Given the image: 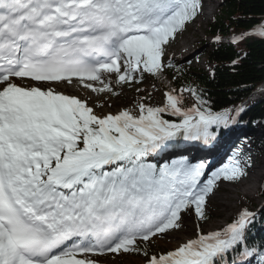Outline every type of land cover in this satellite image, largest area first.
<instances>
[{
    "label": "snow or ice",
    "instance_id": "1",
    "mask_svg": "<svg viewBox=\"0 0 264 264\" xmlns=\"http://www.w3.org/2000/svg\"><path fill=\"white\" fill-rule=\"evenodd\" d=\"M205 3L0 0V264H264V240L251 238L257 211L204 227L212 198L256 163L247 143L214 170L188 154L211 153L246 111H214L198 85L173 86L200 60L193 49L178 61L174 46ZM228 39L236 48L264 41V19ZM246 56L237 53L234 71ZM148 78L167 88L163 106L151 93L116 112L96 103L125 86L143 92ZM193 216L194 236L179 240Z\"/></svg>",
    "mask_w": 264,
    "mask_h": 264
},
{
    "label": "trees",
    "instance_id": "2",
    "mask_svg": "<svg viewBox=\"0 0 264 264\" xmlns=\"http://www.w3.org/2000/svg\"><path fill=\"white\" fill-rule=\"evenodd\" d=\"M218 13L209 27L210 36L217 33L226 36L233 30L240 32L261 21L264 19V0H222ZM238 52L241 55L246 52L247 56L234 71L231 62ZM209 62L216 70L214 78L210 77L207 71L193 69L187 80L174 81L173 85L182 87L189 82L198 85L204 90L205 98L210 99L214 111L235 107L245 101L264 82V41L254 40L242 45L241 48L213 45L208 54V66H210ZM192 101L195 103L194 98ZM240 118L243 121L241 125H247L249 128L257 123L264 125V95L249 104ZM259 144L264 145V139L259 140ZM260 196L264 199V180L261 184ZM262 222H264V211L257 216L252 230ZM256 240L263 239L257 237Z\"/></svg>",
    "mask_w": 264,
    "mask_h": 264
},
{
    "label": "rangeland",
    "instance_id": "3",
    "mask_svg": "<svg viewBox=\"0 0 264 264\" xmlns=\"http://www.w3.org/2000/svg\"><path fill=\"white\" fill-rule=\"evenodd\" d=\"M214 3L213 5H210L213 8V12H211L212 18L214 15L219 14L218 10H219V6L222 3V0H210V2H208V5ZM205 3V10L208 12V15L210 14V11H212V9L210 7L206 8L208 6ZM214 15H213V14ZM205 14L203 17H201L199 19V22L197 25H193L192 30H190L175 46H174V51H175V55L178 61L183 62V57L187 56L189 52H191L193 49H199L201 50L202 54L200 56V60L198 63H195L194 65V70H200V69H205L206 68V59H207V55L208 53L211 51V45L209 43H207L208 40H210V38H208V27L211 24L212 18L209 19L207 16V19H204ZM183 39H186L190 42V44L188 46L185 47H181V45L183 44ZM193 43V44H192ZM184 48L188 49V52L184 51ZM155 85V87H154ZM139 87H141L144 91L141 92L140 94H138L137 92L135 93V89H127L124 88L123 91L121 92V95L119 97H103V98H95L96 99V103H103L105 100H107V103L111 104V107H105V109L107 111H118L116 106L119 107H124V108H134L135 105L139 102V97L142 95H145L147 93H151L150 99H149V103L152 106H163V104L166 102L165 100V96H164V92L167 90V88L162 85L159 81H155L152 78H148L144 81V83H142L141 85H138ZM126 87V86H125ZM75 90V91H79L78 88H71L69 90ZM138 94V95H137ZM185 97H186V101H187V106H191L192 102H191V98L190 95L185 93ZM126 98V99H125ZM98 99V100H97ZM255 101V100H254ZM98 110V109H97ZM115 111V112H116ZM261 126V124H257L256 127ZM264 128V127H263ZM241 132V134H244L243 130H238ZM238 131H234L231 132L226 139H224L222 141L221 144H223V146L227 143H224L225 140L226 142H229L230 139L232 140L230 147L227 148L228 153L224 154L223 160L225 161V164L229 162V158L231 156V154L236 151V149L234 148V144L237 141L238 138ZM262 131H264L262 129ZM263 134V133H262ZM260 139V138H258ZM238 142L239 138H238ZM197 150H205V149H197ZM196 151V150H195ZM193 151L191 153L192 157L195 158L194 152ZM258 152V156H254V159L256 161L255 166L250 170V174L248 177L251 178V180L249 182H247L245 184V189H248L249 187L252 186V180L254 179V185L256 184V181L258 178H260L258 185L260 186L259 188H257L258 191L253 192V195L251 194L250 196L246 195L245 192L240 193L239 194H232V192L238 191L240 190L237 185L238 184H234V185H226L224 186L220 192L217 193V195L215 197H213L211 204H212V208H211V220L207 223V224H211L214 222H217L219 224V227L224 226L226 223L230 222L236 215V213L243 207H247L250 210L253 211H257L258 214L260 213V211H262L264 209V201L260 198V192H261V184L264 180V146L256 148V150L254 151L255 153ZM208 156L205 155H201L200 158H195V160H199V159H207ZM257 185V184H256ZM232 194V195H231ZM227 195H231L230 198H232V201H230L231 206L234 207V211L230 214V219H227L225 216H223L221 213L223 211L222 208H220V206H222V201L223 199H226L228 197H226ZM225 196V198H221L220 197ZM218 197V200H217ZM234 199V200H233ZM237 199V200H236ZM226 202V201H224ZM238 204V205H236ZM236 211V212H235ZM221 214V215H220ZM186 225L188 223L192 224V227L195 229L196 231V221H195V217H188L186 218L185 221ZM206 224V225H207ZM205 225V226H206ZM204 226V227H205ZM218 227V228H219ZM264 228V227H263ZM206 230V229H205ZM208 230V229H207ZM264 229H261V231H263ZM195 231L193 233H195ZM180 234H183V232H180ZM162 243V242H161ZM160 243V247L162 248H172L174 247V245H168V244H161ZM176 246V245H175ZM134 260L135 258H129ZM110 263V262H109Z\"/></svg>",
    "mask_w": 264,
    "mask_h": 264
},
{
    "label": "bare ground",
    "instance_id": "4",
    "mask_svg": "<svg viewBox=\"0 0 264 264\" xmlns=\"http://www.w3.org/2000/svg\"><path fill=\"white\" fill-rule=\"evenodd\" d=\"M208 2H210V0H206V4L208 5ZM207 16H208V12L205 10V17H204V19H207ZM183 44L181 45V47L183 46V47H185V46H188L189 44H190V42L188 41V40H186V39H183V42H182ZM193 44V43H192ZM185 49V48H184ZM68 91H70L72 94H80V91H75V90H68ZM126 99V98H125ZM98 100V99H97ZM109 104V103H108ZM107 107V106H106ZM116 108H117V110L119 111V110H121V109H123L124 107H119V106H116ZM99 110V109H98ZM104 111H107L106 109H104ZM116 110H114V111H112V112H115ZM231 142H232V140L230 139V141L229 142H226V140H225V142L224 143H227L226 144V146L224 145L223 146V144H221V143H219L214 149H212V151H211V153H209V151L207 150V149H205V150H196L195 152H194V155H195V158H200V156L202 155H205V156H208V161H210L211 162V165H212V168H213V170L214 169H216V168H220V167H222L224 164H225V161H222L223 160V155L224 154H227L228 153V151H227V148H229L230 147V144H231ZM229 146V147H228ZM227 147V148H226ZM229 154V153H228ZM194 162H195V160H194ZM251 180V178L250 177H248L247 179H244V180H242L240 183H238V185H237V187L240 189V190H238V191H233L232 192V194H239V191H240V193H243V192H245L246 193V195H248V196H250L251 194L253 195V192H255V191H258L257 190V188H259L260 186L258 185V182H259V180H260V178H258L257 179V181H256V184L254 185V179L252 180V186L251 187H249L248 189H245L246 187H245V184L247 183V182H249ZM243 191V192H242ZM231 194V195H232ZM231 195H227L226 197H228V198H226V199H223V201H222V206H220V208H222L223 209V211H222V215L223 216H225L227 219H230V214L234 211V207L233 206H231V204H230V201H232V198H230V196ZM225 198V196H222V197H220L219 199H221V198ZM213 200V199H212ZM217 200H218V197H217ZM234 200V199H233ZM237 200V199H236ZM224 201H226V202H224ZM236 205H238V204H236ZM236 212V211H235ZM220 214V215H221ZM219 227V224L217 223V222H214V223H211V224H207L206 226H205V229L207 230H210V229H216V228H218ZM195 231V229L192 227V224H190V223H188L187 224V228L184 230V231H182L183 232V234H178V237H179V240H184V239H187V238H190V237H192V236H194V234L195 233H193ZM179 240H176V239H173V240H171L170 242L169 241H161L160 243L161 244H168L169 246L170 245H174V247H175V245H177V243L179 242ZM109 264H111V262L109 263Z\"/></svg>",
    "mask_w": 264,
    "mask_h": 264
}]
</instances>
